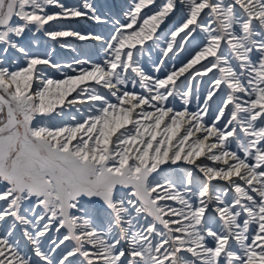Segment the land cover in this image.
<instances>
[{
	"label": "snow or ice",
	"instance_id": "6c2138e0",
	"mask_svg": "<svg viewBox=\"0 0 264 264\" xmlns=\"http://www.w3.org/2000/svg\"><path fill=\"white\" fill-rule=\"evenodd\" d=\"M0 264H264V0H0Z\"/></svg>",
	"mask_w": 264,
	"mask_h": 264
}]
</instances>
